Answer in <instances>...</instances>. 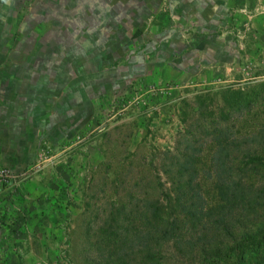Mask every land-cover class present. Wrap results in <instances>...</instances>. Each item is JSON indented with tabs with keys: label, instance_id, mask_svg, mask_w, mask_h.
Instances as JSON below:
<instances>
[{
	"label": "rangeland",
	"instance_id": "obj_1",
	"mask_svg": "<svg viewBox=\"0 0 264 264\" xmlns=\"http://www.w3.org/2000/svg\"><path fill=\"white\" fill-rule=\"evenodd\" d=\"M65 3L0 0V264H264V0Z\"/></svg>",
	"mask_w": 264,
	"mask_h": 264
},
{
	"label": "crops",
	"instance_id": "obj_2",
	"mask_svg": "<svg viewBox=\"0 0 264 264\" xmlns=\"http://www.w3.org/2000/svg\"><path fill=\"white\" fill-rule=\"evenodd\" d=\"M64 1L68 2V6L69 7H67V3H65L66 4L65 6L68 9H64V12L63 13L62 12H59L58 13L59 15H61L60 16L61 19H63L64 17L67 18L68 16H73L74 12H76V10H73V4H74V2L77 5L78 4L83 5L85 3L91 2L92 0H64ZM97 1H100V0H97ZM55 2L57 3V0H55ZM61 10H63V9L61 8ZM41 13L42 12H40V11H37V12L35 11L36 17H39V19H44L45 15H41ZM94 13H95V11L92 10V15H94ZM77 14H79V12ZM39 22H41V23L44 24V21L43 20H40ZM24 26H25L24 24L21 25V27H24ZM37 27L39 28V31H43L45 29V26L44 25H37ZM15 30H16V27H15ZM15 30L13 28L11 29V31H15ZM25 42H26L25 44L27 46H29V43L31 41H25ZM35 42H34V44H35ZM2 43L3 42L0 41V48L1 47L3 49H5V48H11V42H7L4 46H3L4 43L3 44ZM34 44H31L30 46L31 47H34L33 46ZM16 61H17V65H20V63H22V61H24V59L23 58H17ZM9 64L10 65H13L12 62L9 63L8 60L5 61V57H1L0 58V78L1 79H4V78L9 79L10 78V79H15V80L18 79V80H16V81H18V84L15 86L16 87V91H18L19 88H23V86H24L22 80H24L25 78L26 79H31V77H32L33 74H31V73H25V72H22V71L21 72L15 71L16 70L15 67L10 66ZM39 85H41V84H39ZM66 86L67 85H64V89L63 90H60L59 92H61V93L64 92L63 95L69 98L71 95H70L69 90L66 88ZM12 91H15V88ZM42 91H43L42 94H44V93L46 94L47 93L48 95H50L52 93V95H54V96H56L57 95V92H58L57 87L55 85L54 86H50L48 88V90L46 89V90H42ZM60 106L61 105H59V107ZM16 120L14 118H12L11 116L8 117V119L6 121V124L3 126L2 130L5 129V128L6 129H9L11 127L10 124L12 125L13 123H15ZM2 135H3V133H2ZM2 159L3 160H6L7 162H9L10 166H13V167L14 166H17L16 164L18 162V157H16V155L14 154V152H12L10 150H5V153L2 154Z\"/></svg>",
	"mask_w": 264,
	"mask_h": 264
},
{
	"label": "trees",
	"instance_id": "obj_3",
	"mask_svg": "<svg viewBox=\"0 0 264 264\" xmlns=\"http://www.w3.org/2000/svg\"><path fill=\"white\" fill-rule=\"evenodd\" d=\"M162 233V232H161ZM164 233H167V232H164ZM262 239V238H261ZM258 241H260V242H258ZM257 241V246H258V248H257V250L259 251L261 248H263L264 247V240H258ZM264 249V248H263ZM153 255V256H152ZM152 255H151V257H154V254L152 253Z\"/></svg>",
	"mask_w": 264,
	"mask_h": 264
}]
</instances>
